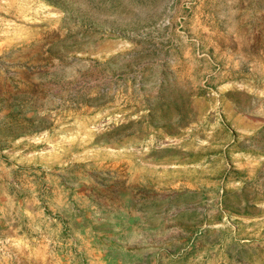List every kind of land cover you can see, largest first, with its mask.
I'll return each mask as SVG.
<instances>
[{
  "label": "rangeland",
  "instance_id": "rangeland-1",
  "mask_svg": "<svg viewBox=\"0 0 264 264\" xmlns=\"http://www.w3.org/2000/svg\"><path fill=\"white\" fill-rule=\"evenodd\" d=\"M0 264H264V0H0Z\"/></svg>",
  "mask_w": 264,
  "mask_h": 264
}]
</instances>
